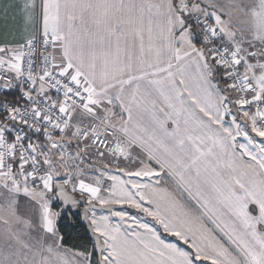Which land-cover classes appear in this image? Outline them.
<instances>
[{"label": "snow or ice", "instance_id": "6c2138e0", "mask_svg": "<svg viewBox=\"0 0 264 264\" xmlns=\"http://www.w3.org/2000/svg\"><path fill=\"white\" fill-rule=\"evenodd\" d=\"M0 18V264H264V0Z\"/></svg>", "mask_w": 264, "mask_h": 264}, {"label": "trees", "instance_id": "16d2710c", "mask_svg": "<svg viewBox=\"0 0 264 264\" xmlns=\"http://www.w3.org/2000/svg\"><path fill=\"white\" fill-rule=\"evenodd\" d=\"M60 232L67 240V247L79 246L81 244H85L89 248L91 247V238L79 221H76L74 224L61 223Z\"/></svg>", "mask_w": 264, "mask_h": 264}, {"label": "crops", "instance_id": "0c3cea01", "mask_svg": "<svg viewBox=\"0 0 264 264\" xmlns=\"http://www.w3.org/2000/svg\"><path fill=\"white\" fill-rule=\"evenodd\" d=\"M8 2H10V0H0V5L8 3ZM9 15H11V10L9 12ZM5 23H6L5 20L0 18V37L3 36V34H4L5 30H6L5 29ZM9 23H10V21H9Z\"/></svg>", "mask_w": 264, "mask_h": 264}, {"label": "flooded vegetation", "instance_id": "af4514ba", "mask_svg": "<svg viewBox=\"0 0 264 264\" xmlns=\"http://www.w3.org/2000/svg\"><path fill=\"white\" fill-rule=\"evenodd\" d=\"M61 223L69 224V223H67V220L66 219L63 220V221H61Z\"/></svg>", "mask_w": 264, "mask_h": 264}, {"label": "water", "instance_id": "95a60500", "mask_svg": "<svg viewBox=\"0 0 264 264\" xmlns=\"http://www.w3.org/2000/svg\"><path fill=\"white\" fill-rule=\"evenodd\" d=\"M67 223H68V221H67ZM88 236L92 239V237H91V235H90V233L88 232Z\"/></svg>", "mask_w": 264, "mask_h": 264}]
</instances>
